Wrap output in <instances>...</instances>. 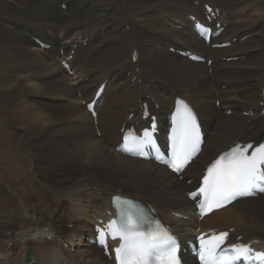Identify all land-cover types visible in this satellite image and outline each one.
<instances>
[{
  "label": "bare ground",
  "instance_id": "obj_1",
  "mask_svg": "<svg viewBox=\"0 0 264 264\" xmlns=\"http://www.w3.org/2000/svg\"><path fill=\"white\" fill-rule=\"evenodd\" d=\"M33 1L0 0V264H24L27 251L32 264H112L88 241L115 194L154 206L183 241L200 226L234 228V237L264 248V195L203 221L187 198L220 152L264 138V0ZM207 3L220 10L214 24H227L217 43L229 48L212 49L193 31L190 16L203 17ZM171 48L207 61L191 62ZM72 52L70 75L61 63ZM103 83L95 119L84 102ZM178 97L196 107L207 133L184 180L121 153V129L145 125L143 103L164 127ZM51 181L61 212L41 191ZM39 205L51 210L48 218L21 222ZM67 225L75 227L72 236ZM65 238L71 240L59 242Z\"/></svg>",
  "mask_w": 264,
  "mask_h": 264
},
{
  "label": "snow or ice",
  "instance_id": "obj_2",
  "mask_svg": "<svg viewBox=\"0 0 264 264\" xmlns=\"http://www.w3.org/2000/svg\"><path fill=\"white\" fill-rule=\"evenodd\" d=\"M173 143L169 166L175 172L183 170L200 143L199 127L191 109L183 102H178L174 119ZM125 144L133 141L132 147L125 150L145 155L144 146L155 147L152 134L148 129L142 138L129 132ZM248 146H235L222 154L206 170L202 185L198 191L190 193L193 199L202 196V212L224 206L238 196L251 195L253 190L264 191V144L256 147L249 154ZM127 203V202H125ZM123 221L111 222L108 226L113 239L122 241L115 249L118 264H179L175 239L157 223L155 229L141 231V220L134 219L129 210L123 212ZM103 241L104 233H100ZM227 233L213 235L205 241L201 237L199 258L201 264H236L237 260L248 258L251 249L246 245L232 246V255L220 249ZM256 258L264 262V253H257Z\"/></svg>",
  "mask_w": 264,
  "mask_h": 264
},
{
  "label": "rangeland",
  "instance_id": "obj_3",
  "mask_svg": "<svg viewBox=\"0 0 264 264\" xmlns=\"http://www.w3.org/2000/svg\"><path fill=\"white\" fill-rule=\"evenodd\" d=\"M50 1H52V0H50ZM63 0H53L52 2H62ZM261 1V0H260ZM33 2H44V0H35V1H33ZM75 2H79V1H77V0H75ZM203 64H205V63H203ZM0 108H3L2 107V104H1V101H0ZM5 116H6V118L8 119L9 118V116L8 115H6L5 114ZM9 121V120H8ZM39 186L42 188L43 186L41 185V183L39 182ZM55 190H56V187H55V185H54V183H53V181H51V183L47 186V187H45L44 189H42L41 191H42V193L43 192H45V193H48V195H49V201H55L56 202V204L58 205H56V206H54L51 210L53 211V212H55V213H57V212H61L64 208H62V207H59V205H60V201H57V200H55V198H54V196H53V192H55ZM51 210H48V211H45L44 209H43V206L42 205H39L38 206V208H37V210L35 211V216L34 217H29L28 219H26V220H23V221H21V222H28V223H31V222H38L40 219H46V218H48L50 215H51ZM70 210V209H69ZM59 217V214H57V215H55L54 216V218H58ZM21 222H19V223H21ZM14 223V222H13ZM19 223H17V224H19ZM58 225H59V227L60 226H63V225H61V222H59L58 223ZM67 226H69V225H67ZM72 226V225H71ZM70 226V227H71ZM79 225H77V227H78ZM73 227V226H72ZM75 229V227H73L72 229H71V232H69L68 234H70L71 236H72V231ZM45 231H47V228L45 229ZM73 239V238H72ZM69 240H71V238H65V239H60L59 240V242H68ZM68 246L69 247H71V245L70 244H68ZM83 249H85V248H83ZM76 250H78L77 248H75V251ZM7 253V252H6ZM74 253V252H73ZM11 256V255H10ZM35 264V263H34ZM108 264V263H107Z\"/></svg>",
  "mask_w": 264,
  "mask_h": 264
},
{
  "label": "water",
  "instance_id": "obj_4",
  "mask_svg": "<svg viewBox=\"0 0 264 264\" xmlns=\"http://www.w3.org/2000/svg\"><path fill=\"white\" fill-rule=\"evenodd\" d=\"M30 262H31V261H29V260H28V262H27V263H30Z\"/></svg>",
  "mask_w": 264,
  "mask_h": 264
}]
</instances>
